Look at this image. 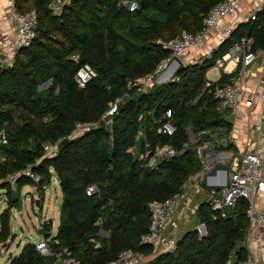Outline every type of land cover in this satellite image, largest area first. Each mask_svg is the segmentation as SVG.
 I'll use <instances>...</instances> for the list:
<instances>
[{
	"label": "trees",
	"instance_id": "16d2710c",
	"mask_svg": "<svg viewBox=\"0 0 264 264\" xmlns=\"http://www.w3.org/2000/svg\"><path fill=\"white\" fill-rule=\"evenodd\" d=\"M136 1L138 6L128 10L120 0H70L55 15L47 0H19L21 8L36 11L35 37L18 50L11 66L0 68V128L6 137L0 143V176L30 164L39 178L33 182L21 176L13 188L0 183L7 204L0 212V239L9 231V207L17 201L20 186L31 183L42 195L51 168L61 192L59 221L50 240L53 250L65 247L79 264H106L127 247L148 253L151 246L138 242L148 225L147 203L177 191L199 169V159L187 148L144 166L128 147L166 142L180 150L187 140L186 126L198 130L227 125L215 106L217 99L207 87L200 90L205 66L188 64L172 80L143 89L127 85L168 54L155 39L199 29L209 7L221 0ZM244 25L239 33L233 29L231 39L246 33L251 48L263 51L264 6ZM83 63L95 74L78 86L73 74ZM47 79L49 84L38 89ZM115 98V110L101 124V114ZM167 107L175 131L156 133ZM77 122L95 124L65 142L61 139L55 154L44 156L41 144L67 135ZM90 183L97 190L87 193ZM245 207V200L238 198L225 216L212 218L200 202L196 210L206 234L199 237L194 229L184 233L172 252L159 251L146 264H238L244 254L240 241L247 223ZM49 261L26 243L8 264Z\"/></svg>",
	"mask_w": 264,
	"mask_h": 264
},
{
	"label": "built area",
	"instance_id": "2783aa9c",
	"mask_svg": "<svg viewBox=\"0 0 264 264\" xmlns=\"http://www.w3.org/2000/svg\"><path fill=\"white\" fill-rule=\"evenodd\" d=\"M69 1L47 0L46 7L50 12L58 15ZM120 4H123L128 10H133L138 6L136 0H120ZM263 6L264 0H221L214 3L203 16L199 29L193 32L181 30L168 39H155L157 44L167 49L168 54L157 62L152 71L127 80L128 86L134 85L141 89L147 87L153 83L155 74L162 72L171 55L178 56L184 66L195 63L213 71L222 68L226 60H232L237 67L233 79L222 83L207 80L204 87H207V90L217 99L220 106L230 112L238 111L241 105L248 107L256 97H260V112L252 126L257 133V139H254L252 144L250 143V147H243L238 152L226 153L223 149L216 150L222 145L221 138L216 139L217 136L214 131L216 128L219 129V126L214 129L205 127L196 130L192 135L194 141L192 151L195 152L201 162L199 169L190 173L180 188L170 196L163 199H152L147 203L148 225L146 230L139 234L138 242L151 246L150 251L144 253L139 249L122 248L106 264H146L148 254L155 252L156 249L172 252L179 237L180 220L178 215L182 217L187 215L189 218L188 214L194 210V208H190V189L193 187L202 189L199 184L200 179L216 162L227 165L228 183L216 191H205L203 198H198V200L205 204L206 211L210 217L214 218L217 215L225 216L238 198L244 199L247 223L243 234L244 254L238 264H264V160L261 158L262 146L258 140L260 137L259 128L264 122V86L255 91L247 89L243 83V68L256 59V52L251 48V36L245 33L231 39V33L236 25L255 20L257 13ZM224 19L227 21L222 24ZM35 24L36 11L34 8H21L19 0H0V68L11 66L18 50L31 44L35 37ZM214 32L217 33L215 44L207 49H201L205 38ZM228 40L230 41L229 44L221 49L220 46ZM71 57L75 58L76 54H71ZM94 74L93 68L89 64L83 63L77 67L73 79L78 86H83ZM48 84L49 79L38 84L37 88L42 89ZM117 99L115 98L108 103L100 119L115 110ZM162 115L163 119L155 127L156 133L172 134L176 125L171 121L170 108H165ZM45 118L44 116L42 119ZM89 124L95 123L77 122L67 135L54 141L43 142L41 144L43 155H54L57 143L61 139L82 133ZM5 141L4 130L0 128V143ZM188 146V139L182 144L180 150L166 142H156L152 148L149 147L148 142H144L142 149L135 147V154L144 166H154L162 158H169L183 149H187ZM0 159H3L2 155ZM217 172L220 173L218 181H223L224 172L221 170ZM21 176L29 178L33 182L39 178V175L33 170V166L26 164L0 176V183L6 182L9 187L13 188L16 179ZM213 176H208V178ZM41 187L43 190L45 185H41ZM0 189L3 193L2 199L6 202V188ZM95 190H97L95 183L88 184L85 189L87 193ZM36 197L40 199L39 196ZM46 223L47 221L39 219L37 228L41 227L42 232L34 238L28 237V243L32 244L36 253L41 257L49 258L50 261L44 264H79V261L65 247L57 251L52 249L50 245L52 238L44 234ZM193 229L199 237L204 236L206 234L205 221L197 219L193 224ZM10 232L9 229L5 238L0 239V254L6 250L12 238ZM12 256L8 254L0 264H8ZM227 262H230V259Z\"/></svg>",
	"mask_w": 264,
	"mask_h": 264
},
{
	"label": "rangeland",
	"instance_id": "374dc122",
	"mask_svg": "<svg viewBox=\"0 0 264 264\" xmlns=\"http://www.w3.org/2000/svg\"><path fill=\"white\" fill-rule=\"evenodd\" d=\"M219 130L220 129L217 128L214 129L217 136L216 139L218 137L221 138V134L218 133ZM195 131L196 130H192L189 126L185 127V132L187 134L189 145L188 148L190 150H193L194 147L192 135L195 133ZM135 146L136 145L133 144L128 147V150H130L132 154L135 153ZM220 149H223L226 153H234L233 148L228 145L223 147L221 146V148H216L217 151ZM200 164L201 162L199 161V166ZM49 170L51 171L52 169L50 168ZM1 191L2 190L0 189V212L3 208L7 206L6 202L2 199L3 193H1ZM36 196L40 197L35 185L31 183H25L20 186L16 195L17 201L12 202L10 206L9 229L11 231L10 233H12V238L8 243L6 250L0 254V260L5 259L8 254L16 255L20 251V249L26 243H28V237L34 238L35 236H38L36 228L39 223V219H43L45 221L47 220L49 222L47 229L45 228V231L48 232L50 235L56 231V227L59 221L58 207H60L61 192L54 173H51L49 182L45 184V187L42 190V198L40 201V205H36L33 202ZM200 202L201 201L197 199L195 202L190 204V208H194V210L188 214L189 218H187V215H185V217H182L180 215V219H182H179V237L182 236L184 233L193 230V224L200 217L198 215V211L196 210ZM240 243L243 244V240L240 241ZM159 251L161 250L156 249L155 252L148 254L147 259L149 260Z\"/></svg>",
	"mask_w": 264,
	"mask_h": 264
},
{
	"label": "crops",
	"instance_id": "0c3cea01",
	"mask_svg": "<svg viewBox=\"0 0 264 264\" xmlns=\"http://www.w3.org/2000/svg\"><path fill=\"white\" fill-rule=\"evenodd\" d=\"M228 18V17H227ZM227 19H224L222 21V24H225ZM239 33L241 30H245L244 22L238 23L236 25ZM235 27V28H236ZM235 30V29H234ZM235 33V34H237ZM245 34V33H244ZM217 33H212L208 37L205 38V40L202 43L201 49H207L211 46H213L216 42ZM229 40L223 43L220 47L221 49H224L228 44ZM237 71V67L235 66L234 62L232 60H226L224 62V66L217 71L204 69L203 72V85L200 90L203 89L205 81L210 80L216 83H222L224 81H230L233 79ZM165 71L162 70L161 75L164 74ZM163 76V75H162ZM243 83L244 86L249 90H255L258 91L264 86V50L259 51L256 53V59L251 62L250 64L246 65L243 68ZM199 93H197L190 101V103L194 102L195 99L198 97ZM261 102L260 97H256L252 104L248 107L241 105L238 108V111L236 112H230L228 109L220 106V104L216 101V108L221 111L223 118H225L227 115L230 116L229 122H226L227 125L219 126L220 130L218 133L221 134V139H223V143H221L223 146H231L234 150V152H238L243 147H250V143L252 144V141L256 138L257 133L253 130L252 126L254 125L256 116L260 112L259 104ZM264 118V114H263ZM218 126V125H217ZM217 126L212 127L213 129ZM259 143L262 146V153L261 158L264 160V122L261 124L259 128ZM51 173H54L52 170ZM220 173L217 172V176H213L214 178H208V181L210 182H216L219 180ZM55 175V174H54ZM201 181V179H200ZM199 181V182H200ZM205 194V190L202 188L201 190L198 188H191L190 189V202H195L198 198H203ZM41 195L38 204L40 205L41 201ZM15 199V198H14ZM61 201V198H60ZM59 208V207H58ZM178 218L180 219V215H178ZM182 219V218H181ZM180 219V220H181ZM47 221V220H46ZM48 222V221H47ZM103 234H106V232L102 231ZM44 234L49 235L51 238L55 234H49L44 229ZM5 259L0 260L2 263Z\"/></svg>",
	"mask_w": 264,
	"mask_h": 264
},
{
	"label": "water",
	"instance_id": "95a60500",
	"mask_svg": "<svg viewBox=\"0 0 264 264\" xmlns=\"http://www.w3.org/2000/svg\"><path fill=\"white\" fill-rule=\"evenodd\" d=\"M184 67L181 59L178 57V56H175V55H171L167 62H166V65L165 67L163 68L164 71H166L167 73L165 75H161V72L160 73H157L155 74V76L153 77V80L152 82L153 83H160V82H165V81H170L172 80L175 75L177 74V72L182 69ZM229 119H230V116L227 115L224 120L226 122H229ZM100 123L102 124L103 123V120L100 119ZM62 142H65L66 141V138H63L61 140ZM223 139L220 140L221 143H223ZM165 158H162L161 160H164ZM218 170H221L224 172V180L223 181H216V182H210L208 181V176H217V171ZM108 172H110V168H108ZM228 183V169H227V165L224 164V163H220V162H216L213 167L205 174L202 176L201 178V181H200V186L205 190V191H208V190H213V191H216L218 189H220L221 187L227 185ZM15 200V199H14ZM38 202H39V198L36 197L34 198V203L36 205H38ZM37 232L38 233H41L42 232V229L41 227H38L37 228Z\"/></svg>",
	"mask_w": 264,
	"mask_h": 264
},
{
	"label": "bare ground",
	"instance_id": "6f19581e",
	"mask_svg": "<svg viewBox=\"0 0 264 264\" xmlns=\"http://www.w3.org/2000/svg\"><path fill=\"white\" fill-rule=\"evenodd\" d=\"M167 72L165 71V73L163 75H165ZM210 178H214V177H210Z\"/></svg>",
	"mask_w": 264,
	"mask_h": 264
}]
</instances>
